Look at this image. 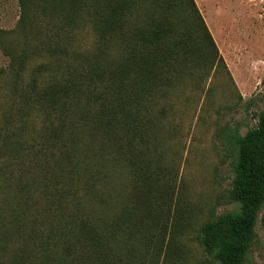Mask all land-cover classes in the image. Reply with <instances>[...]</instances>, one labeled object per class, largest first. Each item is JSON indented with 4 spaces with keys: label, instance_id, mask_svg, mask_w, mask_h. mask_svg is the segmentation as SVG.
I'll return each mask as SVG.
<instances>
[{
    "label": "trees",
    "instance_id": "trees-1",
    "mask_svg": "<svg viewBox=\"0 0 264 264\" xmlns=\"http://www.w3.org/2000/svg\"><path fill=\"white\" fill-rule=\"evenodd\" d=\"M17 1L15 26L0 27V264H121L115 244L135 226L104 214L117 204L108 172L147 185L160 168L154 117L181 65L226 66L194 0ZM217 140L238 210L201 225L198 264H246L264 206V109L244 135L224 127Z\"/></svg>",
    "mask_w": 264,
    "mask_h": 264
},
{
    "label": "rangeland",
    "instance_id": "rangeland-1",
    "mask_svg": "<svg viewBox=\"0 0 264 264\" xmlns=\"http://www.w3.org/2000/svg\"><path fill=\"white\" fill-rule=\"evenodd\" d=\"M194 2L226 70L219 62L212 67L198 59L181 65L184 74L171 82L164 115L154 117L149 157L158 159L160 168H149L152 179L147 185H136L124 168L108 172L117 204L107 205L104 214H130L135 226L131 238L121 232L115 244L121 264H198L205 259L196 239L201 225L212 215L238 210L227 199L231 160L217 134L228 127L244 135L264 109V0ZM18 18V1L0 0V27L12 29ZM83 43H89V37ZM6 63L0 52V67ZM162 105L154 107V114ZM95 205L92 201V208ZM256 234L246 264H264V206ZM13 251L10 246L8 261Z\"/></svg>",
    "mask_w": 264,
    "mask_h": 264
},
{
    "label": "crops",
    "instance_id": "crops-1",
    "mask_svg": "<svg viewBox=\"0 0 264 264\" xmlns=\"http://www.w3.org/2000/svg\"><path fill=\"white\" fill-rule=\"evenodd\" d=\"M207 18H208V20H211V16L210 15H208ZM206 23H209V22L206 21Z\"/></svg>",
    "mask_w": 264,
    "mask_h": 264
}]
</instances>
